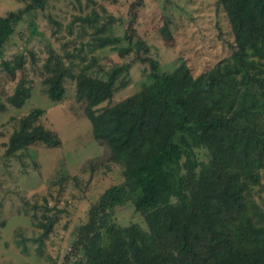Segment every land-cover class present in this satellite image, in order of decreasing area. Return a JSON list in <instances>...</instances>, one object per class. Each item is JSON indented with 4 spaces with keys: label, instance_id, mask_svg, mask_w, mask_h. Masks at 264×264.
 <instances>
[{
    "label": "trees",
    "instance_id": "1",
    "mask_svg": "<svg viewBox=\"0 0 264 264\" xmlns=\"http://www.w3.org/2000/svg\"><path fill=\"white\" fill-rule=\"evenodd\" d=\"M23 1L22 8L0 16V58L24 19L30 36L41 34L34 15L47 0ZM142 3H132L127 19L109 15L101 24L95 11L79 17L91 29L92 48L110 45L121 59L134 53L143 65L145 82L123 99L112 101L129 62L114 64L102 77L89 72L96 63L92 58L74 72L73 53L45 45L47 96L62 101L65 81H74L75 100L84 103L94 138L122 169V181L89 206L62 264L76 257L75 264H264V208L254 197L264 170V74L253 58L264 60V0H217L232 35L231 53L214 65L205 83L183 61L161 69L135 27ZM116 20L126 21L122 36L106 33ZM25 61L20 54L14 61L2 59L1 66L14 76ZM30 95L24 79L6 99L19 108ZM43 112L34 107L19 119L7 155L37 143L60 147L59 137L38 122ZM201 147L208 152L206 161L197 157ZM127 202L142 214L147 229L111 220L114 208ZM53 223L52 216L42 215L39 241Z\"/></svg>",
    "mask_w": 264,
    "mask_h": 264
},
{
    "label": "rangeland",
    "instance_id": "2",
    "mask_svg": "<svg viewBox=\"0 0 264 264\" xmlns=\"http://www.w3.org/2000/svg\"><path fill=\"white\" fill-rule=\"evenodd\" d=\"M135 1L47 0L44 8L34 15L41 34L30 36L24 19L4 47L0 58V104L4 105L0 109V222L3 223L0 264H62L75 230L87 218L89 206L107 188L122 181L121 167L111 161L108 147L93 136L91 123L83 111L84 103L75 100L74 81H65L62 101H52L45 92L43 64L48 56L45 47L48 42L60 53L74 54V72L94 58L96 63L89 72L105 77L104 70L127 61L128 74L118 77L112 101L138 90L145 76L134 53L121 59L113 46L92 48L91 29L79 19L94 11L101 24L107 23L109 15L127 19ZM25 3L0 0V16L17 11ZM136 11L135 27L150 45L151 54L159 60L162 70H170L183 61L192 75L201 77L205 83L214 65L231 53L232 35L225 14L217 11V0H143ZM125 27V20H116L106 33L122 36ZM20 54L26 59L24 68L11 76L3 70L1 60L14 61ZM253 58L257 70L264 74V60ZM24 79L31 85V95L17 108L6 98ZM34 107L44 110L38 122L59 137L60 147L37 143L7 155L10 134L19 119ZM196 152L200 160L208 159L205 148H197ZM261 179L254 197L264 208V170ZM43 214L52 216L54 223L47 237L39 241L43 229L38 221ZM111 220L118 225L136 223L147 229L142 214L129 202L116 206ZM78 259L73 258L72 264Z\"/></svg>",
    "mask_w": 264,
    "mask_h": 264
}]
</instances>
